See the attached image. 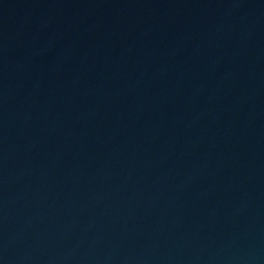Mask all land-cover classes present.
<instances>
[{
  "label": "water",
  "instance_id": "obj_1",
  "mask_svg": "<svg viewBox=\"0 0 264 264\" xmlns=\"http://www.w3.org/2000/svg\"><path fill=\"white\" fill-rule=\"evenodd\" d=\"M0 264H264V0H165L0 167Z\"/></svg>",
  "mask_w": 264,
  "mask_h": 264
}]
</instances>
